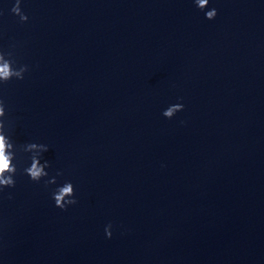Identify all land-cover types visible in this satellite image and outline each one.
I'll return each mask as SVG.
<instances>
[{
	"label": "clouds",
	"instance_id": "1",
	"mask_svg": "<svg viewBox=\"0 0 264 264\" xmlns=\"http://www.w3.org/2000/svg\"><path fill=\"white\" fill-rule=\"evenodd\" d=\"M195 6L204 11L208 8L209 0H193ZM10 12L19 17L20 23H26L29 20L27 14L21 9V0H14V4ZM0 15H3L0 12ZM218 15L215 8L204 11L205 19L208 21L214 20ZM15 43L9 46V50L0 49V87L7 85L9 81L24 80L25 74L30 71L27 64H19L15 58ZM5 100L0 97V194L5 192V189H14L16 187L17 174L25 175L33 183L39 184L43 181L45 188L57 184V177L62 176V171H57L55 175H50L48 169L51 168V163L44 159V153L49 150V146L45 143L28 142L17 145L13 140L10 132L13 126V121L9 118L6 110ZM184 110L183 103H175L167 107L162 115L167 119H172L176 113ZM20 153H26L27 165L22 168L19 165L22 163L19 157ZM13 198L12 193L7 194V199ZM51 198L54 201V206L61 211H66L70 206L76 205L75 187L70 180H66L62 185H58L51 192ZM112 225H106L104 231L107 238L112 237Z\"/></svg>",
	"mask_w": 264,
	"mask_h": 264
}]
</instances>
